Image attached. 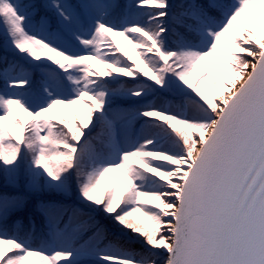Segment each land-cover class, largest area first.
Instances as JSON below:
<instances>
[{
    "label": "snow or ice",
    "instance_id": "obj_1",
    "mask_svg": "<svg viewBox=\"0 0 264 264\" xmlns=\"http://www.w3.org/2000/svg\"><path fill=\"white\" fill-rule=\"evenodd\" d=\"M0 35V264H264V0H0Z\"/></svg>",
    "mask_w": 264,
    "mask_h": 264
},
{
    "label": "trees",
    "instance_id": "obj_2",
    "mask_svg": "<svg viewBox=\"0 0 264 264\" xmlns=\"http://www.w3.org/2000/svg\"><path fill=\"white\" fill-rule=\"evenodd\" d=\"M2 55H5V52H4V49H3V36L0 35V56H2ZM8 55H9V57L11 58V54L9 53ZM121 58L123 59V57H121ZM121 79H125V78L121 77ZM170 99H171V97H170ZM132 103H133V101L128 100V101H125V102L123 103V106L128 107V106H130ZM60 111H62V112L65 114V119H71V117H70L69 114H68L69 111H74V112L79 113V112H80V108H79V106H76V105L72 106L71 109L65 108L64 106H57V108L53 109L52 112L49 113V115H50L51 117H52V116H57L58 113H59ZM54 112H55V114H53ZM56 113H57V114H56ZM52 118H53V117H52ZM53 121H54V122H57V121H59V120L56 119V118H53ZM99 131H100V129H99V126H98V127L93 131L92 136L94 137V136L96 135V133L99 132ZM169 131H171V130L169 129ZM173 135H174V134H173ZM93 143L96 144L97 147L99 146V145L96 143L95 140H93ZM163 146H164V147H169L170 145H168V144H163ZM114 178H115V182L118 183V184H120L121 186H123V185L125 184V180H124V178H123V175H122V173H121L119 170L114 174ZM65 202H66L67 204H69V205L75 204V203H76V201H75V197H73V198H71V199H66ZM101 214H102V213L97 214V219H100L101 222L104 223V224L106 225V227L109 225L110 228L107 227V228H108V231H109V236H110V238L115 237V236H116V232L113 231L111 228H116V227H114V225L111 224L110 222H104V221H102V217L100 216ZM28 217H34V218H35V222H36V234H37V236H38L39 233H40V230H41V222H40V218H39V216H38L37 214H35L34 211H33L31 208H29L25 213H23V214L20 216V219L24 221L25 225H27V223H28V220H27ZM110 229H111L112 231H110ZM84 239L86 240V239H87V236H85ZM30 259H33V258H30Z\"/></svg>",
    "mask_w": 264,
    "mask_h": 264
},
{
    "label": "rangeland",
    "instance_id": "obj_3",
    "mask_svg": "<svg viewBox=\"0 0 264 264\" xmlns=\"http://www.w3.org/2000/svg\"><path fill=\"white\" fill-rule=\"evenodd\" d=\"M248 59L251 60V57H248ZM241 82L242 81H239L238 80L237 87L239 86V83H241ZM53 114H55V112ZM52 117L53 118H56L58 120H60L61 117H63L65 119V114L62 111H60L57 116H52ZM100 216L102 217V221H104V222H110L111 224L114 225V227H116V228H111V229L116 232V236L115 237H120L121 238V242H127L130 239L134 241L132 243H126V245H125L126 247H131L133 249H136L137 251L142 250L143 244L138 239H136V234L131 233L127 229H121L119 226H117L116 224H114L111 220H104L103 214H101ZM107 227L110 228L109 225ZM111 229H110V231H112ZM33 260H34V258H33Z\"/></svg>",
    "mask_w": 264,
    "mask_h": 264
}]
</instances>
